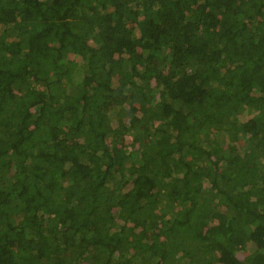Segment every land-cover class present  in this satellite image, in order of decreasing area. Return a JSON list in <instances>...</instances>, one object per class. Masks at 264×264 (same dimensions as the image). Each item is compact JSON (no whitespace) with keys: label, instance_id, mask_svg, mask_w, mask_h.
I'll list each match as a JSON object with an SVG mask.
<instances>
[{"label":"trees","instance_id":"obj_1","mask_svg":"<svg viewBox=\"0 0 264 264\" xmlns=\"http://www.w3.org/2000/svg\"><path fill=\"white\" fill-rule=\"evenodd\" d=\"M0 264H264V0H0Z\"/></svg>","mask_w":264,"mask_h":264},{"label":"rangeland","instance_id":"obj_2","mask_svg":"<svg viewBox=\"0 0 264 264\" xmlns=\"http://www.w3.org/2000/svg\"><path fill=\"white\" fill-rule=\"evenodd\" d=\"M124 133H125V131L122 132V134H124ZM122 137H123V140H124V141H127V142H128V141H131V138H130L127 134L124 135V136H122Z\"/></svg>","mask_w":264,"mask_h":264}]
</instances>
